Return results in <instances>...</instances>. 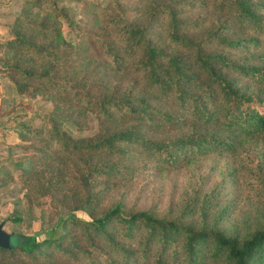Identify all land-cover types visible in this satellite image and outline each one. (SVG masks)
<instances>
[{"label":"trees","instance_id":"1","mask_svg":"<svg viewBox=\"0 0 264 264\" xmlns=\"http://www.w3.org/2000/svg\"><path fill=\"white\" fill-rule=\"evenodd\" d=\"M0 77L50 105L0 164L40 206L5 219L44 237L11 231L0 264H264V0H22ZM183 169L179 195L149 184Z\"/></svg>","mask_w":264,"mask_h":264},{"label":"rangeland","instance_id":"2","mask_svg":"<svg viewBox=\"0 0 264 264\" xmlns=\"http://www.w3.org/2000/svg\"><path fill=\"white\" fill-rule=\"evenodd\" d=\"M2 3H6L7 7L5 9H0V14L3 15L6 23L10 22L13 17L14 13L19 10V7L21 6L22 0H1ZM91 1H85L83 5L79 8V14L84 17H90L92 14H95L93 11V7L90 4ZM74 5V4H73ZM18 101H21L22 105L17 106L16 109H13V105L17 103ZM50 108V105L46 102H42L40 100L35 99H27L22 96H19L16 92L14 87L10 84L8 80L5 78L0 77V110H9L8 113H4L0 115V164L3 163L5 166H10L9 162L5 160V157L8 155V145L13 144L14 142H19L20 140L17 138L15 131L11 126L19 119V116L17 115L22 110L27 112V114H35L38 111L44 109L47 110ZM34 125L39 126L41 124L40 118H34L33 120ZM47 123H42V125L46 126ZM9 129H6L8 128ZM17 151L13 157L11 158H17L18 156L23 155L24 153ZM175 176L176 183L173 185V194L179 195L182 190H186L187 188L193 187V184L200 179V175H198V172L194 169H183L176 172H163V173H157L154 174L152 179L150 180V185L152 183L156 184L158 180H166L169 178H172ZM171 180V179H170ZM216 178H211L209 182H214ZM249 178H244L243 183L245 188L242 190L244 193H246L245 190L250 191L248 188L249 186ZM171 185V181L165 182V185H163L164 191L162 192V196L165 199L168 196V188ZM18 188V183L16 182H10L5 186H0V220L5 219L6 216L11 212L13 206H14V198L17 196L23 197V201L19 204L25 211L30 210V203H27L25 201L26 196L25 192L26 189L21 190L20 192H16V189ZM148 198V193L144 192L140 195L139 201L143 199ZM41 207L46 209L47 211H53L50 208L49 205V198L47 201L42 202ZM40 210V206H33V211L27 212L28 216L31 218L34 215H38ZM25 214V220L23 223L17 224L11 222L9 219H5V229L7 231H14L18 232L21 229L26 230L29 233L32 232H39L38 233V239H41L44 237V233L40 230V221L39 219L33 218V220L27 219V214ZM78 215L84 218H88L87 214L83 211H78Z\"/></svg>","mask_w":264,"mask_h":264},{"label":"water","instance_id":"3","mask_svg":"<svg viewBox=\"0 0 264 264\" xmlns=\"http://www.w3.org/2000/svg\"><path fill=\"white\" fill-rule=\"evenodd\" d=\"M13 233L5 229V220L0 221V247L9 248L12 244Z\"/></svg>","mask_w":264,"mask_h":264},{"label":"crops","instance_id":"4","mask_svg":"<svg viewBox=\"0 0 264 264\" xmlns=\"http://www.w3.org/2000/svg\"><path fill=\"white\" fill-rule=\"evenodd\" d=\"M1 2V0H0ZM7 7L6 3H0V9H5ZM1 11V10H0ZM7 36V23L3 17V15L0 14V38Z\"/></svg>","mask_w":264,"mask_h":264}]
</instances>
